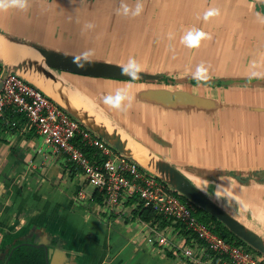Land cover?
Instances as JSON below:
<instances>
[{"label": "crops", "instance_id": "obj_1", "mask_svg": "<svg viewBox=\"0 0 264 264\" xmlns=\"http://www.w3.org/2000/svg\"><path fill=\"white\" fill-rule=\"evenodd\" d=\"M153 3L152 12L129 19L121 12L120 21L104 22V42L97 37L100 29L93 25L86 32L81 18L66 12L63 3L56 8L55 0H0V29L68 54L166 72L176 83L57 75L97 116L142 139L234 216L253 210L259 217L257 210L263 211L264 227V182L257 176L264 170V0ZM121 34L119 51L111 37ZM9 44L18 50L10 61L0 54L6 66L54 88L37 71L42 60L35 48ZM157 91L183 92L187 103L174 99L164 106L152 98ZM26 120L0 129V264L16 244L47 246L53 252L50 264H189L182 249L193 236L189 240L166 220L172 246L148 245V230L131 205L125 216L106 210L82 170L45 144ZM81 191L86 200L78 197ZM237 218L264 235L254 220Z\"/></svg>", "mask_w": 264, "mask_h": 264}, {"label": "built area", "instance_id": "obj_2", "mask_svg": "<svg viewBox=\"0 0 264 264\" xmlns=\"http://www.w3.org/2000/svg\"><path fill=\"white\" fill-rule=\"evenodd\" d=\"M4 68L0 64V80ZM7 109L24 114L29 128L44 139L45 144L63 152L68 161L81 169L103 197L106 210L125 216V208L138 198L145 207L163 215L170 223L180 225L193 235L191 243L182 249L189 264H264V257L243 246L229 242L197 216V206L181 199L164 182L120 154L107 142L73 118L25 79L10 74L4 81L0 96V117ZM78 138L97 149V160L89 158L76 144ZM86 200L85 192L78 194ZM140 201L131 205L137 210ZM131 210V211H132ZM148 230L146 242L153 247L170 248L169 226L142 221ZM194 235L196 237H194Z\"/></svg>", "mask_w": 264, "mask_h": 264}, {"label": "water", "instance_id": "obj_3", "mask_svg": "<svg viewBox=\"0 0 264 264\" xmlns=\"http://www.w3.org/2000/svg\"><path fill=\"white\" fill-rule=\"evenodd\" d=\"M7 38V39H6ZM3 39L10 42H22L28 46L35 48L40 56L43 57L37 71L44 78L45 82L53 84L55 91L67 96L71 104V109H67L59 102L54 100L46 90L39 86L36 82L28 79L25 76L18 74L2 62L0 56V64L4 68L3 76L0 80V96L3 91L4 81L10 74L17 75L27 82L35 86L48 98L54 101L59 107L65 110L73 118L78 120L82 125L92 131L96 136L103 139L110 146H112L120 154L124 155L131 161L137 163L140 168L149 174L155 176L164 182L172 191L176 192L182 197L188 199L192 204L204 210L221 224H223L233 235L243 241L247 246L255 250L264 257V235L258 231L250 228L243 223L239 218L230 213L225 207L213 200L204 191H202L185 173L178 167L169 162L166 158L154 151L142 139L133 135L126 134L109 122L100 118L95 114L91 106L84 102L82 97L75 95L71 86L66 84L57 74L59 72H66L80 76L106 78L130 82H153V83H167L169 85L176 83L175 79H170L166 72L158 70H147L139 65L125 64L113 59H97L81 55L68 54L53 48L40 45L36 42H30L18 39L10 34L3 32L0 29V51L2 49ZM190 83L202 84L201 80L191 79ZM228 85L229 82H215L216 85ZM152 98L168 106L174 99L184 101L188 95L183 92L171 93L169 91H157L152 93ZM187 103V102H186ZM119 133L118 138H112L113 133ZM156 139V138H154ZM158 142H161L157 139ZM138 151L146 152L150 157L151 162L143 163L137 156ZM258 178L264 182V170L258 172ZM37 248H44L46 252V262L50 264L52 249L47 246H35Z\"/></svg>", "mask_w": 264, "mask_h": 264}, {"label": "trees", "instance_id": "obj_4", "mask_svg": "<svg viewBox=\"0 0 264 264\" xmlns=\"http://www.w3.org/2000/svg\"><path fill=\"white\" fill-rule=\"evenodd\" d=\"M24 114L18 113L13 109H7L3 116L0 117V129L7 130L8 126L12 129L18 125V121L23 123L26 120V116L23 119ZM27 121V120H26ZM77 146L92 160H97L95 147L90 146L88 143L82 141L81 138H78L76 141ZM95 197L98 201H103V197L96 191ZM181 199L190 202L185 197L181 196ZM138 198H134L130 201V205L136 203ZM134 216L139 218L143 222L147 223H161L162 226H165L166 218L163 215L158 214L152 208H147L144 204L140 201L139 208L134 211ZM197 216L198 218L208 226L214 227V230L217 234L221 237L226 239L229 242H233L238 246H243L244 248L248 249L249 251L258 254L255 250L247 246L243 241L233 235L223 224H221L217 219L213 216L205 212L204 210L197 207ZM177 227L181 228L184 231L186 237L190 240L191 232L186 230V228L177 225ZM194 237H196L194 235ZM46 252L44 248H37L33 245H25V244H16L13 252H11L10 257L7 261L1 264H47L46 262Z\"/></svg>", "mask_w": 264, "mask_h": 264}, {"label": "rangeland", "instance_id": "obj_5", "mask_svg": "<svg viewBox=\"0 0 264 264\" xmlns=\"http://www.w3.org/2000/svg\"><path fill=\"white\" fill-rule=\"evenodd\" d=\"M58 1V5L55 4L56 8L59 7V3H63L66 12H70L72 15L81 18L82 29L88 32V28L95 25L96 29H101L104 22L112 21L116 23L120 21L117 19V13L125 12L122 19L131 18V16L142 15L145 12L153 11V1L157 0H55ZM73 4H72V3ZM157 6V5H156ZM61 7V6H60ZM70 17V16H69ZM72 18V17H70ZM121 23V22H120ZM100 31V30H99ZM254 180H257V176H254ZM237 188V187H236ZM91 191L96 190V186L90 187ZM255 204L252 203L250 207ZM249 211V212H248ZM260 216L253 212V210H246L247 214L237 213V217H244V221L248 222L254 220V224L258 230H263L262 222L260 221L263 211L257 210ZM249 214V215H248ZM255 216V218H254ZM249 223V222H248ZM264 223V220H263ZM174 252V251H173ZM177 254L181 257L180 252ZM177 257V255H176ZM178 258V257H177Z\"/></svg>", "mask_w": 264, "mask_h": 264}, {"label": "bare ground", "instance_id": "obj_6", "mask_svg": "<svg viewBox=\"0 0 264 264\" xmlns=\"http://www.w3.org/2000/svg\"><path fill=\"white\" fill-rule=\"evenodd\" d=\"M80 23V22H79ZM76 24V23H75ZM66 26V25H65ZM109 27V26H108ZM125 27V26H124ZM123 27V28H124ZM64 28V27H63ZM69 29V28H68ZM102 29V30H101ZM101 31H98V34H97V37H98V39L99 40H101V41H103V39H105L104 38V33L106 32H103V26H101ZM106 29V28H105ZM115 29V28H114ZM114 29H113V31H114ZM64 30V29H63ZM65 30H66V28H65ZM93 30V29H92ZM147 30V29H146ZM117 31V30H116ZM125 31H127V29L125 30ZM77 32V31H76ZM75 32V33H76ZM147 32V31H146ZM153 31H151L150 32V34L152 33ZM107 33H109V31H107ZM144 33V32H143ZM143 33H142V36L141 37H143ZM160 33H161V31H160ZM127 34V33H126ZM145 34V33H144ZM149 34V35H150ZM90 35H91V32H90ZM140 35V34H139ZM73 36V35H72ZM106 36V35H105ZM121 36L122 37H120V35L118 36V35H115L114 37H111V38H113V40L111 41V40H109V41H111L112 43H113V45L115 46V47H117L118 49H119V51L120 50H123L124 48V40H123V37H124V39H125V36H124V34H121ZM75 37V36H74ZM90 37V36H89ZM161 37V36H160ZM153 38V37H152ZM159 38V37H158ZM75 39V38H74ZM90 39V38H89ZM143 39V38H142ZM148 39V38H147ZM81 40V39H80ZM92 40V39H91ZM106 40V39H105ZM85 41V40H84ZM89 41V40H88ZM135 41V40H134ZM138 41V40H137ZM54 42H55V40H54ZM104 42V41H103ZM150 42H151V40H150ZM10 43V41L9 40H5L4 41V44H3V46H2V49H1V51H0V54L1 55H3L4 57H5V59L7 60V61H10L11 59V57H10V55L12 54L11 52H15L16 50H18V47L16 46V45H10L9 44ZM145 43L147 44V42L145 41ZM158 43V42H157ZM94 44V43H93ZM105 44V43H104ZM89 45H90V43H89ZM144 45V44H143ZM162 45V44H161ZM147 46H149V43L147 44ZM152 46V45H151ZM84 47V46H83ZM101 47V46H100ZM104 47V46H103ZM113 47V46H112ZM157 45H156V49H157ZM97 49V48H96ZM104 49V48H103ZM107 49V48H106ZM147 50H149L148 48H146ZM151 49H152V47H151ZM154 49H155V47H154ZM155 49V50H156ZM160 49H161V47H160ZM166 49H167V47H166ZM100 50V49H99ZM145 49H143V51H144ZM115 51V50H114ZM125 51V50H124ZM143 51H141V52H143ZM155 52V51H154ZM153 52V53H154ZM160 52V51H159ZM164 52V51H163ZM103 53V52H102ZM119 53V56H120V52H118ZM168 53V52H167ZM105 54V53H104ZM113 54V53H112ZM116 54V53H115ZM122 54H123V52H122ZM143 54V53H142ZM146 54H147V52H146ZM135 55H136V53L135 52H132V57H135ZM39 59H41V60H43V57L42 56H40L39 54H37L36 55ZM146 56V55H145ZM115 57H117V56H115ZM121 57V56H120ZM119 57V58H120ZM118 58V57H117ZM155 58V57H154ZM120 59H126V57H123V58H120ZM133 59V58H132ZM133 61V60H132ZM145 61H146V59H145ZM128 62V61H127ZM134 62V61H133ZM140 62V61H139ZM146 62H148V61H146ZM130 63V62H129ZM138 63V62H137ZM28 78H30L31 80H36L35 78H33L32 76H28ZM39 86H41L44 90H46V92H47V94H49L54 100H56L57 102H59L62 106H64V107H66L67 109H71L72 107H71V104H70V102L68 101V99H67V96H65L64 94H62V93H59L58 91H55L54 89H51V88H49V87H46V86H43L42 84H40V83H37ZM117 136H119V133H117V132H115V133H113V136H112V138H118ZM137 156L141 159V161L143 162V163H149L150 164V162H151V159H150V157H148V155L146 154V152H140V151H138V153H137Z\"/></svg>", "mask_w": 264, "mask_h": 264}]
</instances>
